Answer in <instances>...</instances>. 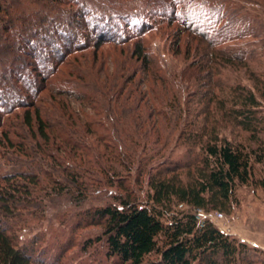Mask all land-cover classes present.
Masks as SVG:
<instances>
[{"label":"trees","instance_id":"16d2710c","mask_svg":"<svg viewBox=\"0 0 264 264\" xmlns=\"http://www.w3.org/2000/svg\"><path fill=\"white\" fill-rule=\"evenodd\" d=\"M238 3L231 0H30L32 12L14 14L20 0H0V147L13 149V153L30 158L36 165L40 162V172L48 168L43 161L49 165L52 162L76 187L86 185L82 172L67 163L60 153L75 158L94 174L99 172L110 187L119 181L122 189L128 191L116 169L105 165L103 159L124 160L123 168L129 166L131 171L136 166L134 158L139 150L145 152L151 144L146 138L155 139L153 146L162 139L155 119L171 121L178 110L180 115L185 112L177 93L171 96V104H175L171 111L168 91L166 96L157 94L159 82L169 86L172 81L160 72L156 53L146 45L150 34L170 31L169 37L176 40L170 44V50L176 56L181 51L183 34L209 48L203 49L204 52L198 50L194 60L176 73L175 80L181 84H190L201 72L202 77L209 73L204 78L210 81L205 82L208 86L217 87L218 83L213 85L214 68L225 63V68L243 65L256 85L259 98L254 90H247L241 84L229 87V92L223 90L222 95L209 90L199 96L198 104L203 107L197 111L196 118L203 116L207 121L213 118L217 123L209 128L199 127L192 121L180 131L178 140L191 148L192 161L175 165L157 163L148 173V164L140 163L139 177L148 175L146 203L127 194L117 204L86 211L87 226L103 230L96 242L105 243L112 264H264L262 250L252 249L236 237L224 234L211 222L200 227L194 212L230 214L238 206V187L254 185L264 189V178L255 179L256 166L264 165L261 141L264 72L258 75L250 71L242 50H215L231 24L214 29V35L209 36L197 26V20L189 22L186 14L180 12L186 5L200 7L201 4H215L222 10L230 8L237 16L248 13L247 7L260 6L264 10V5L254 0H245L244 6ZM215 10V14L222 13ZM218 16L221 19L223 14ZM60 21H65L68 31L48 29L49 24L55 26ZM123 24L125 29L121 28ZM37 25L50 32L30 31L29 28ZM14 32L22 33L18 44L12 43ZM80 34L82 39L78 41ZM259 38L264 40V25ZM59 43L66 47L56 49L57 59H52L42 70L36 60L38 45L52 53ZM15 46L21 49V55ZM107 46L116 51L110 56L109 69L106 60L100 61V52ZM185 55L191 57V47ZM252 58L254 55L250 53L249 59ZM18 70L27 73V78L17 73ZM150 78L156 83L149 90L145 85ZM149 92L156 96L158 104ZM213 104L220 107L214 109ZM146 108L147 116L143 114ZM20 110L23 112L18 113ZM186 113L191 116V109ZM220 122L226 126L221 127ZM148 123L151 125L144 139L137 136L138 132L134 134V127L138 125L143 130ZM227 127L237 135L245 133L250 145L224 136L222 131ZM143 140H146L144 145L139 142ZM99 148H104L106 153ZM152 160L154 156L149 162ZM183 172L187 173L186 180L181 177ZM36 178L28 172L0 175V210L10 211L8 204L16 192L28 196V184H39ZM178 206L191 211H176ZM34 255L30 247H20L0 221V264H44Z\"/></svg>","mask_w":264,"mask_h":264},{"label":"rangeland","instance_id":"374dc122","mask_svg":"<svg viewBox=\"0 0 264 264\" xmlns=\"http://www.w3.org/2000/svg\"><path fill=\"white\" fill-rule=\"evenodd\" d=\"M29 1L20 0V5L14 7V14L20 11L26 12L27 10L32 12L33 7H30ZM231 1L235 4L239 2L238 4L242 6L245 5V0L238 2L234 0ZM16 2H18V0H16ZM206 2H210V0H206ZM254 2L264 5V0H254ZM211 5L212 6H206L201 4L200 7H188L186 5L182 9L180 8V12L183 11V13L186 14V19H189V22L197 20L199 22L197 26L202 28L209 36L214 35V29H222L224 26L231 24L229 25L231 28L226 29V37L220 38L219 47L215 48V50H225L227 52L234 49L242 50V53L246 54L250 71H254L258 75L262 74L264 72V40H261L259 37L262 33V25H264V10L260 6H255L251 9L247 7L249 11H245H248V13L243 12L241 15L237 16L230 8L222 10L220 9L221 6L215 4ZM216 8L222 10V13L217 12L215 14ZM29 13L30 12H26V14ZM219 13L223 14L221 19L218 16ZM64 24L65 21L56 22L53 24L55 26L49 24L48 29L55 32L63 29L68 31L67 25ZM124 25L125 24H123L121 28L125 29L126 26ZM42 28L43 26L37 25V27L29 29L32 32L33 30H35V32L37 30L43 32L45 29L42 30ZM48 29L45 31L50 32ZM169 32L170 31L166 30L163 33L150 34L149 39L146 41V45L151 52L156 53L157 60H159L160 72L164 73V75L167 74L166 76L172 81L171 84L168 83L170 84L169 86L162 85L160 82L157 84V89L159 91V93L157 92L158 96H166V92L168 91L167 102L171 104L172 94L177 93L176 95L180 97L182 102L181 107L185 112L183 115H180L178 110L176 117L171 121L164 120L161 117L155 119L158 121L159 129L162 132V139L157 146H153L155 139L151 136L146 138V140H150L151 144L147 147V151L144 152L142 149L139 150L137 158H134L136 166H133L131 171H129V166L123 168V163H126L124 160L118 161L107 159V157L103 159L105 165H111V167L116 169L121 176V182L129 189L128 191L122 189L119 181H117L115 186L110 187L106 182V178L100 175L99 172L98 174H94L84 165H81L75 158H69L62 153L59 155L64 157L67 163H71L77 171L82 172L83 181H85L87 186L79 184L80 186L76 187L71 182L69 183L63 176V173H61V170H57L50 161V165L46 160L42 162L48 168L45 169V172H40L38 171L40 162H36V165L30 158L13 153V149L9 150L0 147V175H13L18 172H28L36 175V179L39 180V184L37 185L26 183L30 188V194L28 196L16 192L15 198L8 204L10 211L6 212L0 210V221L7 227L10 234L16 238L20 247H30L35 252L34 258L39 259L44 264H112V261L107 257L105 243L96 242V239L103 235V230L100 227L87 226L85 220L86 211L94 209L95 207L105 206L109 203L117 204V201H120V198L127 196V194L137 197L140 201L146 203L147 193L149 192L147 182L148 175L140 178L137 172V168L142 162V166L148 164L146 167L148 173L151 171V167L157 163L161 164L165 162L175 165L178 163H188L194 159V156L190 154L191 148L186 146V144L184 145L183 140H178L180 131L192 121L199 127L208 126L209 128L217 123L213 118H210L208 121L205 120L203 116L201 118H196L197 111H200L203 107L198 104L200 95L207 94L209 90L222 95L224 94L223 90H225L226 93L229 92V87L241 84L242 87L247 90H254L257 97H260L256 90V85L249 75L250 72H246L249 70H246L243 65L236 66L234 64L233 67L228 66V68H225L226 64L224 63V65L220 62L221 65L219 64L220 66H216L213 73L215 75L213 85L215 86V84L218 83L217 87H210L205 83L210 82L204 79L209 76V73H204L202 77L200 72L197 74L198 78L196 80L192 78L188 85L181 84L178 80H175L176 73H180L183 68L188 66L194 60L197 52H204L206 50L203 49L209 48L201 41H193V38L188 34H183L180 42L181 51L178 56H176L170 50V44H172V42L175 44L176 40H174L173 37H169ZM21 34L20 32L18 34L14 32L11 36L12 43L18 44L20 41L19 38L22 36ZM23 34H26V32H23ZM240 38L242 39L240 40ZM80 39H82L81 34L77 37L78 41ZM59 47L65 48L66 46L64 43H59L58 46L53 47L54 50L51 53V50L49 51L44 49L42 45H38L36 52L39 53V56L36 60L40 63L38 66H40L42 70L52 59H57V50ZM190 47L191 57H186L185 54ZM115 52L116 51H112L109 46L103 48L100 52V61H107V69H109L108 65H110V56L115 55ZM117 52L119 53L120 51ZM18 53L19 55L22 53L19 48ZM250 53L254 55V58L249 59ZM17 73H21L23 77L27 78V73H23V71L21 72L19 70ZM141 76L148 78L146 74H141ZM147 82L148 84L145 85V88H149L150 90V86L153 85L155 81L150 78ZM10 93L12 92H9V94ZM149 96L158 104L155 95L150 93ZM187 99L188 104L184 105ZM174 105L173 102L169 108L170 111L174 110ZM218 106L220 107L219 104H213L214 109L218 108ZM230 107L231 103H228L227 108ZM188 109H191V116L186 113ZM192 111L195 112L194 116ZM21 112H23V110L18 111V113ZM148 113V108L143 109V114L147 116ZM127 118L128 124H130L132 121L129 120V117ZM152 123H154V121ZM225 124L224 122H220L219 125L225 127ZM150 125L151 123L146 124L143 130L137 125L134 127L136 129V133L134 134L138 132L137 136H141V138L144 139ZM222 134L246 146L250 145L247 141L248 136L245 133L237 135L230 127L223 130ZM146 140L139 142L144 145ZM15 141L20 143L19 139ZM129 141H131V139H129ZM261 141L264 143V133L261 135ZM252 147L256 146L253 144ZM100 150H102L103 153L105 151L104 148H99V151ZM195 153H199L198 148L195 149ZM152 156H154V160L149 162ZM141 169L143 171L145 168L143 167ZM181 177L186 180L187 173L183 172ZM56 178L57 182L54 183ZM261 178H264V165H257L255 179L258 180ZM83 181L81 179L80 183ZM21 183L25 185V182ZM237 200L238 206L235 207L230 214L215 211L207 213L204 211L205 215L209 216L210 219V217H215L217 213H222L224 215L223 218L216 219V216L214 222L211 220L209 222L213 223L224 234L236 237L250 248H257L264 252V250L258 246L264 244V189L254 185L240 186L237 189ZM188 210L191 211L188 207H176V211Z\"/></svg>","mask_w":264,"mask_h":264},{"label":"built area","instance_id":"2783aa9c","mask_svg":"<svg viewBox=\"0 0 264 264\" xmlns=\"http://www.w3.org/2000/svg\"><path fill=\"white\" fill-rule=\"evenodd\" d=\"M195 215H196V218L198 220V224L200 227H203L204 224L206 222H209L210 220L214 222L215 221L214 218H216V216H217L216 219L224 217V215L222 213H217L215 217H210V219H209V216L205 215V212L202 210L195 211Z\"/></svg>","mask_w":264,"mask_h":264},{"label":"crops","instance_id":"0c3cea01","mask_svg":"<svg viewBox=\"0 0 264 264\" xmlns=\"http://www.w3.org/2000/svg\"><path fill=\"white\" fill-rule=\"evenodd\" d=\"M258 246H259V248H261V249L264 250V244H260V245H258Z\"/></svg>","mask_w":264,"mask_h":264}]
</instances>
